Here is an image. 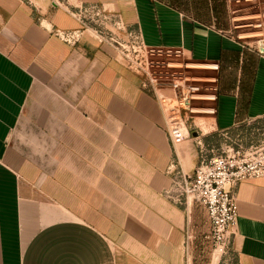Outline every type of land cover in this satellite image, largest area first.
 <instances>
[{
	"label": "crops",
	"instance_id": "0c3cea01",
	"mask_svg": "<svg viewBox=\"0 0 264 264\" xmlns=\"http://www.w3.org/2000/svg\"><path fill=\"white\" fill-rule=\"evenodd\" d=\"M119 11L152 46L220 62L218 113L172 138L160 104L117 50L81 24L85 3ZM182 9H207L190 15ZM227 0H0V264H212L206 210L166 196L201 139L264 119V57L224 37ZM210 153V152H208ZM229 264H264V176L235 189Z\"/></svg>",
	"mask_w": 264,
	"mask_h": 264
},
{
	"label": "built area",
	"instance_id": "2783aa9c",
	"mask_svg": "<svg viewBox=\"0 0 264 264\" xmlns=\"http://www.w3.org/2000/svg\"><path fill=\"white\" fill-rule=\"evenodd\" d=\"M227 9L229 25L218 27L219 32L264 57V0H227ZM70 12L81 27L56 30L58 37L74 44L85 30H93L117 50L125 67L140 76L141 88L157 99L166 116L170 137H193V131H198L194 137H199L200 122L218 113L219 61L196 59L182 47L148 45L141 32L129 26L119 11L103 3H85ZM230 141L222 144L220 153L210 155L202 140H197L198 165L187 173L170 164L167 173L171 184L165 193L168 199L185 208H189L192 200L204 207L213 250L227 262L239 217L235 189L245 179L264 176V140L250 144Z\"/></svg>",
	"mask_w": 264,
	"mask_h": 264
},
{
	"label": "rangeland",
	"instance_id": "374dc122",
	"mask_svg": "<svg viewBox=\"0 0 264 264\" xmlns=\"http://www.w3.org/2000/svg\"><path fill=\"white\" fill-rule=\"evenodd\" d=\"M226 10H227L226 14L228 16V9H226ZM182 11H184L185 13H188L190 15H195L197 13L206 15L208 12H211L207 9H199V10L182 9ZM240 129H241V131L236 133V134H231L230 132H227L225 134H221V135L217 136L216 140H215L216 142L214 143V146L211 149V151H208L206 145L203 143L204 144V150L206 152H210L209 153L210 155L220 153L221 152L220 148H221L222 144L223 143H230L231 142L230 139L233 142H241L244 144L257 143L258 141L264 140V119H261L258 121L248 122V123L242 125V127H240ZM225 139L228 141L225 142ZM214 260H216L217 262H215ZM209 262H211L212 264H229V262H227L224 259V256L220 255L219 252L214 251V250H213L212 254L209 255Z\"/></svg>",
	"mask_w": 264,
	"mask_h": 264
},
{
	"label": "water",
	"instance_id": "95a60500",
	"mask_svg": "<svg viewBox=\"0 0 264 264\" xmlns=\"http://www.w3.org/2000/svg\"><path fill=\"white\" fill-rule=\"evenodd\" d=\"M193 136H198V131H193Z\"/></svg>",
	"mask_w": 264,
	"mask_h": 264
},
{
	"label": "bare ground",
	"instance_id": "6f19581e",
	"mask_svg": "<svg viewBox=\"0 0 264 264\" xmlns=\"http://www.w3.org/2000/svg\"><path fill=\"white\" fill-rule=\"evenodd\" d=\"M215 262H217L216 260H214Z\"/></svg>",
	"mask_w": 264,
	"mask_h": 264
}]
</instances>
